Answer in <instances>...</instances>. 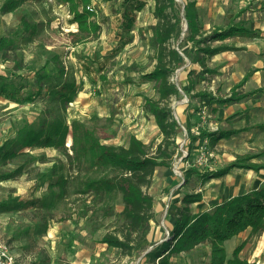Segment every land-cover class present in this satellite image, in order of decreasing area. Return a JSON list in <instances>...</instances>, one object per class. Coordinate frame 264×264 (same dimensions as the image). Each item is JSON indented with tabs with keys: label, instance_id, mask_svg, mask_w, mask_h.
Wrapping results in <instances>:
<instances>
[{
	"label": "rangeland",
	"instance_id": "obj_1",
	"mask_svg": "<svg viewBox=\"0 0 264 264\" xmlns=\"http://www.w3.org/2000/svg\"><path fill=\"white\" fill-rule=\"evenodd\" d=\"M3 1L0 0V6ZM121 1L89 0L85 8L92 12L90 19L100 25V30L79 41L73 39L72 35L77 33L78 28L71 21L72 15L66 2H25L14 11L0 14V39L8 41H16L21 33V15L24 21L39 23L37 34L29 42L0 46V75L7 77L8 82L23 92L36 86V73H41L44 65L47 69L59 66L64 69L63 73L68 74L67 79L74 81L77 86L72 101L61 108L48 102L32 105L8 103L0 99V142L16 133L24 119H31L39 111H43L46 115H57L67 124L71 121L84 124L91 131H95L102 143L125 145L132 134L153 150L160 141V135L152 118L145 113L143 98L154 100L158 95L154 83L145 80L142 75L150 72L156 63V46L152 42V28L156 22L154 0H138L143 3V7L135 10L133 25L127 30L121 28ZM174 1L175 13L180 17V30L169 41V46L180 54L182 63L170 78L179 90V97L171 98L170 107L180 132L177 135L178 146L171 166L157 167L149 186L144 189L153 198L155 214L147 242L138 246L131 256H122L117 250L99 242L103 233L111 231L121 222L118 216L122 208L120 197H105L98 203L92 196L72 193L71 188L67 194L53 197L51 191L57 189L51 190L48 180L53 169L64 165L66 158L60 150L33 147L26 149L28 155L21 159H27L28 162L22 174L13 179L0 180V202L8 198H39L47 203L35 210L0 213L1 240L9 246L15 264L40 261V264H150L146 262L144 255L166 240L172 221L165 217L171 216L174 211L171 203L182 195L185 188L201 194V200L192 204L195 211H200L253 190L252 187H264V176H259L264 174V150L231 152L228 149L231 143L214 147L202 138L192 143L191 136H197L200 130L215 131V123L209 121L212 115L208 106L195 95L198 92L212 94L218 83L217 80L213 82L209 74H198L210 65L201 69L194 62L195 54L191 58L183 54L186 49L192 52L193 44L184 39L187 28L183 17L184 0ZM197 1L200 2L199 9L203 16V19L196 21L198 24L199 21L206 20L203 7L208 6V2L195 0V9ZM213 19L214 24L223 20L219 14ZM210 33L201 30L196 39L206 38ZM205 43L208 47L217 45V41ZM190 70L198 72L192 77L195 82L190 93L192 97L186 96L180 88L182 83L186 86L191 79L187 78ZM194 107L198 109V113L190 119L193 127L191 135H188L185 119L188 109ZM70 145L71 135L68 134L64 147L69 154L72 153ZM189 145L191 150L188 149ZM247 156L251 157L247 164L260 166L257 171L230 166L238 158ZM253 158L261 162L257 163ZM227 166L230 168L219 177L210 174L211 176L202 181L196 180L190 186L181 187L184 171L188 168L214 173ZM12 167H0V173ZM58 174L65 175L64 171H58ZM79 178L73 173L72 180L68 181L76 184ZM96 205L101 209L97 213ZM103 205L110 207V210L100 208ZM42 221H45V231L32 247L26 246L25 237L18 240L13 238L14 233L24 225H38ZM223 247L226 258H230L236 250L238 257L248 263L264 264V228L257 232L247 228L225 240ZM40 255L46 260H38ZM208 256L207 245L182 254L184 259L192 263H207Z\"/></svg>",
	"mask_w": 264,
	"mask_h": 264
},
{
	"label": "trees",
	"instance_id": "obj_2",
	"mask_svg": "<svg viewBox=\"0 0 264 264\" xmlns=\"http://www.w3.org/2000/svg\"><path fill=\"white\" fill-rule=\"evenodd\" d=\"M35 1L39 0H4L0 6V14L14 11L25 2ZM59 1L69 5L71 21L77 25V33L72 35L74 40H83L89 34H95L97 30H100V25L90 19L93 16L92 12L85 8L89 0ZM120 3L122 4L121 28L127 30L133 25L135 10H140L143 3L138 0H122ZM175 5L174 0H154L153 12L156 22L152 28V42L156 46V63L150 72L142 75L145 80L154 83L158 95L154 100L143 98L145 113L152 118L160 135V141L153 147V150H150L148 145L132 134L129 135L125 145L102 143L95 131H91L84 124L76 121L67 124L57 115H46L43 111H39L31 119H24L16 133L0 142V167L13 166L0 173V180L13 179L22 174L28 165L27 159L21 160L28 155L26 149L54 148L63 153L66 161L64 165L53 169L49 177L48 186L51 190L52 188L57 189V191H51L53 197L67 194L70 188L72 193L92 196L98 203L105 197L118 195L122 205L118 213L121 222L111 231L103 233L99 242L106 244L108 248L117 250L122 256H131L138 246L147 242L155 214L153 198L144 189L149 186L157 167L171 166L178 146L177 135L180 127L170 107L171 98L179 97V90L170 78L174 70L182 63L180 54L169 46V41L180 30V17L175 13ZM183 17L187 25L184 39L193 44L191 45L193 51L186 49L183 54L187 58L195 54L194 62L203 67L205 56L210 58L220 50L218 47L205 46V42L223 40L231 35V29L225 31L215 29L206 38L196 39L200 27L196 23L195 0H184ZM20 19L22 31L16 41L0 39L1 47L27 43L37 34L39 23L24 21L22 15ZM78 33L81 35L78 36ZM201 44L203 46H200ZM200 53L205 56L201 57ZM63 72L64 69L59 66L47 69L44 65L42 72L36 73V86L23 92L8 82L7 77L0 75V99L16 104L36 105L40 102H48L61 108L72 101L77 90L75 82L67 79L68 74ZM203 73L206 71L198 74ZM195 74L197 75L194 70H190L187 78L191 79L186 86L184 83L180 85L186 96L192 97L190 93L195 87L192 77ZM195 96L201 102L214 99L211 93L206 92H198ZM235 99L236 94L231 92L229 97L215 100L221 104ZM188 110L185 129L188 135H191L193 124L190 123V119L198 113V109L194 107ZM215 112L216 109H212V113ZM68 134L71 135V154L64 147ZM225 136L224 131L200 130L197 136L191 137L192 143L202 138L213 146L215 140ZM188 149L191 150V145ZM250 158V156L238 158L237 162L230 166L251 168L257 171L260 166L247 164ZM230 166L214 173L199 172L194 167L188 168L184 171L181 187L190 186L196 180L202 181L211 176L210 174L219 177L225 174ZM58 171H64L65 175H59ZM73 173L80 177L76 184L68 181V179L72 180ZM185 189L182 195L176 197L171 203L174 209L171 216L165 217L172 221L166 240L145 253L146 262L150 264H252L240 259L236 250L230 258H226L223 243L247 228H250L252 232L264 228V187L241 193L200 211H195L192 204L201 200V194L187 191L191 190L188 188ZM46 204L39 198L29 200L8 198L0 202V213L35 210ZM95 208V213L101 210L97 205ZM100 208L110 210V207L106 205ZM44 223L45 221L38 225H24L14 233L13 238L18 240L25 237L26 246L32 247L44 233ZM203 245L209 247L207 263H192L182 257V254H187ZM40 258L42 261L46 260L44 256L40 255L38 260ZM40 262L31 264H40Z\"/></svg>",
	"mask_w": 264,
	"mask_h": 264
},
{
	"label": "crops",
	"instance_id": "obj_3",
	"mask_svg": "<svg viewBox=\"0 0 264 264\" xmlns=\"http://www.w3.org/2000/svg\"><path fill=\"white\" fill-rule=\"evenodd\" d=\"M206 2L208 6L203 7L206 20L199 21V31L210 33V29H231L230 36L215 40V47L220 49L217 53L210 58L200 53L201 57L205 56L204 66L210 65L204 69L205 75H211L213 82L217 80L218 83L212 93L214 99L203 101L212 115L209 121L215 123L213 130L226 133L224 138L215 140L213 146L231 143L228 147L231 152L264 150V0ZM199 5L200 2L197 1V21L203 19ZM217 14L223 20L214 24L213 18ZM198 66L205 68L199 64ZM231 92L236 94L234 101L220 104L215 100L225 99ZM212 109H216V112L212 113ZM255 161L261 162L258 159ZM259 176L263 177L264 174Z\"/></svg>",
	"mask_w": 264,
	"mask_h": 264
},
{
	"label": "built area",
	"instance_id": "obj_4",
	"mask_svg": "<svg viewBox=\"0 0 264 264\" xmlns=\"http://www.w3.org/2000/svg\"><path fill=\"white\" fill-rule=\"evenodd\" d=\"M246 1H250V0H246ZM0 264H15V259L9 249V246L1 239H0Z\"/></svg>",
	"mask_w": 264,
	"mask_h": 264
}]
</instances>
